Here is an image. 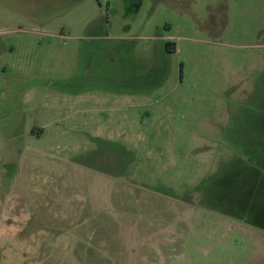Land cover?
I'll list each match as a JSON object with an SVG mask.
<instances>
[{"label":"rangeland","instance_id":"rangeland-1","mask_svg":"<svg viewBox=\"0 0 264 264\" xmlns=\"http://www.w3.org/2000/svg\"><path fill=\"white\" fill-rule=\"evenodd\" d=\"M0 264H264V0H0Z\"/></svg>","mask_w":264,"mask_h":264}]
</instances>
